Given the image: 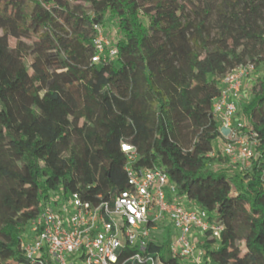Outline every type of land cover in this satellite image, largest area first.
Masks as SVG:
<instances>
[{"label":"trees","instance_id":"trees-1","mask_svg":"<svg viewBox=\"0 0 264 264\" xmlns=\"http://www.w3.org/2000/svg\"><path fill=\"white\" fill-rule=\"evenodd\" d=\"M108 15L118 53L96 62ZM247 62L262 71L239 114L259 143L249 167L226 166L213 103ZM123 142L136 165L168 173L169 198L224 225L201 239L202 264H264V0H0V264L25 260L53 193L113 201L129 187ZM172 236L165 227L146 253L184 264Z\"/></svg>","mask_w":264,"mask_h":264},{"label":"built area","instance_id":"built-area-1","mask_svg":"<svg viewBox=\"0 0 264 264\" xmlns=\"http://www.w3.org/2000/svg\"><path fill=\"white\" fill-rule=\"evenodd\" d=\"M93 61L113 58L118 48L95 25ZM256 71L254 62L230 70L222 79L213 103L221 120V148L230 162L249 167L259 143L257 133L245 117L239 116V103L245 79ZM127 155L129 187L113 201L101 195L85 199L80 192L53 193L41 203L39 214L28 225L20 264H164L158 255L146 253L149 240L165 227L173 230L171 251L184 264H202L205 250L201 239L206 233L219 237L224 225L210 220L206 210L188 206L179 198H169L168 173L160 166L136 165V146L123 142ZM216 149L212 155H215ZM131 249V250H129Z\"/></svg>","mask_w":264,"mask_h":264},{"label":"rangeland","instance_id":"rangeland-1","mask_svg":"<svg viewBox=\"0 0 264 264\" xmlns=\"http://www.w3.org/2000/svg\"><path fill=\"white\" fill-rule=\"evenodd\" d=\"M104 30H105V33L111 42H115V40L120 36L119 30L117 27V23H116V19L112 16L108 15L106 22H105V25H104ZM10 42L12 45H15L16 39L11 38ZM261 71H262L261 68L258 67V68H256V71L249 78L245 79L244 84H243V90H242V99L240 102H243L248 98V96L251 93V86H252V84L250 82L255 81L257 75H259L261 73ZM239 109H240V106H239ZM239 116H242V115L239 114ZM245 120L248 121L247 119H245ZM249 127H251L250 123H249L248 128ZM219 146H220L219 147L220 149L223 147V141H220ZM222 163L225 164L226 161L225 162L223 161ZM230 163L231 162H228L227 165L226 164L225 165L230 166L231 165ZM245 252H246V250L244 247V243L242 242L241 243V254H244Z\"/></svg>","mask_w":264,"mask_h":264}]
</instances>
